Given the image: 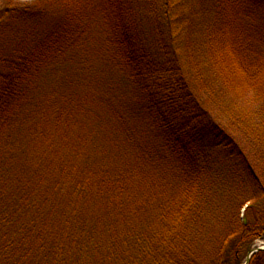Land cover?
I'll return each instance as SVG.
<instances>
[{
	"label": "trees",
	"instance_id": "16d2710c",
	"mask_svg": "<svg viewBox=\"0 0 264 264\" xmlns=\"http://www.w3.org/2000/svg\"><path fill=\"white\" fill-rule=\"evenodd\" d=\"M187 1L0 0V264H208L210 247L215 264H244L264 241V0L208 2L211 66L222 63V88L253 94L240 109L222 91V125L181 56L192 51L181 38ZM142 14L154 39L140 32ZM101 39L135 86V109L176 153L180 189L164 202L140 198L135 139L117 105L107 98L121 135L106 136L62 91ZM212 149H222V195ZM249 264H264V250Z\"/></svg>",
	"mask_w": 264,
	"mask_h": 264
},
{
	"label": "rangeland",
	"instance_id": "374dc122",
	"mask_svg": "<svg viewBox=\"0 0 264 264\" xmlns=\"http://www.w3.org/2000/svg\"><path fill=\"white\" fill-rule=\"evenodd\" d=\"M208 2L209 0H188L184 4L185 7L180 10L183 16L180 22L184 28L181 38L192 43V51L189 53L185 51L181 56L187 61V71L193 79V92L200 98L205 109L222 125V120L227 115L223 108L225 106L222 104V91L224 101L228 103L232 99H238L241 103L240 109H247L253 105L249 103V97L253 94L246 92L241 84L236 86L237 88H230L229 85L222 88V63L217 62L215 68L211 66L212 57L205 45L207 28L211 21V15L207 10L210 6ZM142 16L141 34L144 32L150 40L152 37L154 39L155 32L152 34V28L148 25V23L152 24L150 22L152 20L144 14ZM107 53L102 39L96 42L89 53H82L80 66L72 68L66 77L68 79L74 77L72 85L66 84L62 91L73 93L78 96L79 101L86 103L92 110V116H95L94 121L99 123L100 129L106 136L121 135L120 124L118 125L116 119V122L111 120L114 115L110 107L117 105L123 119H126V124L131 127V137L134 136L135 139L130 151L138 163L139 178L135 180V183L137 190L140 191V198H148L156 203L164 202L169 196L178 195L175 185L179 184L178 189H180L181 178L178 176L181 174V169L176 160V153L160 131L154 127L150 112L147 109L139 112L135 109V86ZM198 73L202 81L199 80ZM57 88L56 84H49L43 90V94L47 97L56 92ZM107 98H110L111 105L108 104ZM208 157L214 174L213 179L216 181L213 183L219 190V195H222V149H212L208 152ZM172 184H174V190L171 187ZM251 196L252 193L249 192L246 198ZM220 199L218 201L222 203V196ZM241 216H244V209ZM256 244L261 246L264 241L258 240ZM207 251L206 261L208 264H215L216 251L213 247Z\"/></svg>",
	"mask_w": 264,
	"mask_h": 264
},
{
	"label": "water",
	"instance_id": "95a60500",
	"mask_svg": "<svg viewBox=\"0 0 264 264\" xmlns=\"http://www.w3.org/2000/svg\"><path fill=\"white\" fill-rule=\"evenodd\" d=\"M244 221L246 222V218H244ZM261 250H264V244L258 246L257 248L251 249L247 255L246 262L244 264H249L252 259V256Z\"/></svg>",
	"mask_w": 264,
	"mask_h": 264
}]
</instances>
